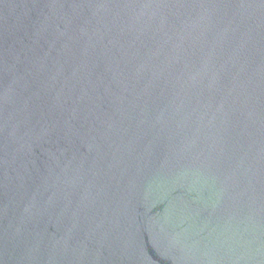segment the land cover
<instances>
[{"label": "water", "instance_id": "water-1", "mask_svg": "<svg viewBox=\"0 0 264 264\" xmlns=\"http://www.w3.org/2000/svg\"><path fill=\"white\" fill-rule=\"evenodd\" d=\"M0 264H264V0H0Z\"/></svg>", "mask_w": 264, "mask_h": 264}]
</instances>
